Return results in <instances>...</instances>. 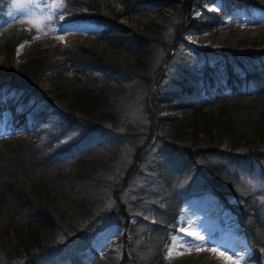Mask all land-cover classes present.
I'll use <instances>...</instances> for the list:
<instances>
[{"label": "trees", "instance_id": "16d2710c", "mask_svg": "<svg viewBox=\"0 0 264 264\" xmlns=\"http://www.w3.org/2000/svg\"><path fill=\"white\" fill-rule=\"evenodd\" d=\"M216 1V11L203 6ZM12 3L0 0V264H217L164 259L193 195H210L234 215L249 250L241 264H264V0H61L57 22L102 30L47 49L28 44L35 35L10 19ZM160 6L176 13L164 33L155 22H136L135 31L118 23ZM252 11L263 19L241 28ZM152 49L163 52L156 67ZM134 111L143 126L129 120ZM75 128L93 142L63 141ZM149 155V176L127 205ZM170 157L173 166L163 162ZM253 164L259 188L232 174ZM142 205L154 209L143 213ZM105 216L120 219L119 259L100 260L90 247L109 225Z\"/></svg>", "mask_w": 264, "mask_h": 264}, {"label": "rangeland", "instance_id": "374dc122", "mask_svg": "<svg viewBox=\"0 0 264 264\" xmlns=\"http://www.w3.org/2000/svg\"><path fill=\"white\" fill-rule=\"evenodd\" d=\"M60 5L61 0H13V3L11 4L12 7L9 8L7 14L11 13V20H14V18L18 19L19 21H21L20 25L24 26L34 33L35 39L31 42H28V44L35 43L41 49L52 48L54 45H57L58 48H66L68 47V42L75 40L76 36H78L77 33L81 30L79 28H72L70 30L69 26H67L66 23H63V21L57 22V20H61L57 19V9H60ZM218 5V1H216L214 4H212V6L209 7L206 4H203L204 7L206 6L207 8L214 11L218 9ZM178 7L179 6H175L174 8L177 9ZM168 14L173 15L171 18H163ZM174 14H176L174 10H171L168 7L164 6V9L155 12V14L150 13V15L148 16H133L131 18H128L130 19V22L132 24L126 23L124 20L121 23L127 26H132V31H135V26H137V24H135L136 22L142 25L143 29L146 27V25H149V23L155 22L156 25L164 28L162 30V32L164 33L167 29L166 27L168 26V24L172 22ZM260 19H263V15L260 12L252 11L250 17H246L245 19H243V26L241 28H246L248 30L253 29L256 26L255 22ZM224 32L225 30H222L221 34H223ZM186 40L194 43L196 42V37L190 36L187 37ZM21 48L22 45L18 47L16 55L20 53ZM162 56L163 52L161 50L152 49L150 58L153 66L156 67L159 64ZM68 74L69 76H78L77 73L72 71ZM135 92V90L129 89L126 98L128 107L131 106L133 109L135 108L136 101L134 97ZM142 96L140 98H142ZM137 112L138 114H135V111L131 113V117H129V120L132 122V124L140 125L141 127L146 123V120L142 117L141 112ZM46 121L53 127H50L48 124L49 129L55 130L58 127L54 124L56 122L55 116L50 115L48 120ZM68 132H70L69 135L63 141L81 136L82 144L86 145L90 142H93L94 135L85 133L84 129L76 131L75 128L72 131ZM152 154L154 153L152 152ZM118 156L120 157L115 171L119 176L122 174L121 168L128 160V155L123 153V155L120 154ZM153 158L154 155H149L146 159V162L143 164L144 166L142 165L143 170L140 172V175H136L131 179V182L129 183V186L131 187H129L125 192V196H128V200L124 202L127 205L134 204L135 206L136 203H134V198L139 197L138 195L140 194L141 186H143V181H145L149 176L147 175L149 170L147 168L144 169V167L145 165L149 166L150 161L154 160ZM163 162H165L164 164L169 163V166H173L174 163L176 164L175 157H170L168 159L165 158ZM256 171L258 177L259 167L256 166V164H253L251 166L247 165L233 168L232 174L235 173L236 176L240 178V182L252 185V181H259L255 178ZM250 173H253V176H251ZM257 184L258 185L256 186L255 183H253L255 187L259 188L260 181L257 182ZM261 189H263L262 186ZM100 195L101 200L106 199L103 191ZM150 209H154V206ZM150 209L147 210L146 206H141V211L143 213L149 214ZM262 210L264 211V208H262ZM163 212L165 213L164 209H162L159 214H162ZM180 212L181 213L179 217L176 219L177 233L172 239L170 238V243L165 247V260L169 261L172 258L182 256L190 258H205L208 260V262H216L217 264H241V262L244 261V258L247 256L246 254L248 253V251L245 248L243 233L241 230L242 227L237 224L235 217L230 214V212H228L226 208L222 207L221 204L216 202L215 198L208 195H203L202 197L193 195L185 201ZM147 219L148 218L145 217L143 223H141L145 224L146 230L150 227L146 223ZM149 220H151V218ZM119 221L120 219L118 217L102 218L101 223H109V225H105L103 232L110 233L112 229L114 230V228L118 226ZM129 222L130 224H138V217L130 218ZM137 228H139V224ZM118 234L117 232L115 233V235L117 236ZM103 236L104 235H101L99 237L98 235L96 237L97 241L95 238V244H97V246L99 245L98 250L101 248L103 243H108L103 250L111 253L104 255L103 258H109L113 260L119 259L121 256L122 244H120L119 241L117 242L114 235H112L111 239L110 237H108L104 241ZM201 237H203V240H201ZM193 239H195L196 246H199L201 248L200 251L196 250V246H191V250H189L190 245L186 243V241H192ZM124 240L125 239H122L121 242H123ZM204 241H207V243H205ZM213 249H215V251H213ZM221 253L224 254L221 255ZM232 253H238V256L235 257ZM241 256H243V259L240 258ZM229 257H231V259H229ZM55 259L56 258H54L53 260ZM62 261H64V259ZM39 264L52 263H50V261L43 260Z\"/></svg>", "mask_w": 264, "mask_h": 264}, {"label": "snow or ice", "instance_id": "6c2138e0", "mask_svg": "<svg viewBox=\"0 0 264 264\" xmlns=\"http://www.w3.org/2000/svg\"><path fill=\"white\" fill-rule=\"evenodd\" d=\"M183 239V238H182ZM201 240H203V237H201ZM205 243H207V241H204ZM186 243H188L190 245L189 250H191V246H196V242L195 239H193L192 241H186ZM196 250L200 251L201 248L199 246H196ZM213 251H215V249H213ZM224 253H221V255H223ZM233 255H235V253H233ZM241 259H243V256L240 257ZM229 259H231V257H229Z\"/></svg>", "mask_w": 264, "mask_h": 264}]
</instances>
